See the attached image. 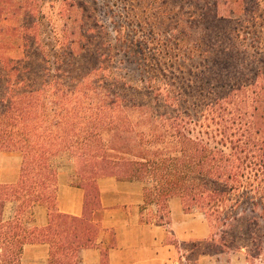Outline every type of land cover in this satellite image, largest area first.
<instances>
[{
  "label": "trees",
  "instance_id": "1",
  "mask_svg": "<svg viewBox=\"0 0 264 264\" xmlns=\"http://www.w3.org/2000/svg\"><path fill=\"white\" fill-rule=\"evenodd\" d=\"M213 7L209 13L207 6L199 9L211 24L208 37L200 36L208 49L204 55L223 51L216 56L223 59L195 66L187 98L146 77L151 76L147 71L138 80L152 92L149 105L119 92H98L90 80L104 67V54L91 41L68 45L75 62L86 57L77 63L85 69L71 78L64 63L42 62L38 73L34 61L0 59V152L22 159L19 178L0 184V264H21L24 247L33 243L51 246V264H72L80 248L92 242V227L56 207L54 160L66 153L88 197L97 201L102 177L141 181L145 207H157L160 222L170 216L169 202L176 197L186 212L196 210L206 218L211 234L198 245L206 248L203 254H243L246 264H264V57L263 65L234 69L231 49L237 51L233 40L241 32L227 33L219 23L230 18H223L219 2ZM250 15L256 21L255 12ZM121 25H115L118 42ZM128 32L127 57L138 42L136 29ZM139 49L141 54L147 50ZM9 204L14 207L7 216ZM37 205L50 210L43 229L24 223Z\"/></svg>",
  "mask_w": 264,
  "mask_h": 264
},
{
  "label": "rangeland",
  "instance_id": "2",
  "mask_svg": "<svg viewBox=\"0 0 264 264\" xmlns=\"http://www.w3.org/2000/svg\"><path fill=\"white\" fill-rule=\"evenodd\" d=\"M215 1L220 4L223 18H230L227 23L223 21L219 25L227 28L229 34L241 32L240 38L233 40L237 51L231 49L232 61H236L229 62L235 65L234 69H243L242 65H263L260 59L264 57V0H257L259 8L251 0H0V47L3 44L0 59L34 61L38 73L42 62L54 63L53 67H62L64 63V69L72 72L67 78H71L76 77V71L85 69L77 63L86 57L83 55L75 62L68 45L91 41V47L104 54V67L90 80L94 87H99L98 92H119L136 98L140 104L149 105L152 92L147 83L143 85L138 80L140 73L147 71L151 76L146 77L168 83L175 92L182 93V98H187L193 92L188 87V80L196 78L191 73L197 74L195 66L223 59L216 58L223 51H210L211 54L204 55L208 49L200 36L203 34V40L208 37L205 31L211 24L207 17L201 18L199 9L207 6L205 12L209 13ZM230 8H235L236 13L231 14ZM254 8L258 15L252 11ZM250 12H255L256 21L251 20ZM119 24H122L121 42L115 36V25ZM89 28L91 31L86 32ZM129 29H136L133 37L138 42L131 47L132 56L127 57L124 54L128 47L125 34ZM253 37L256 42L252 41ZM139 47L147 49L144 54L140 53ZM189 49L195 51L190 54ZM70 59L75 63L72 67ZM88 61L95 63L92 56H88ZM137 65L143 69H138ZM31 74L34 78H41V74ZM69 161L70 156L66 153L54 163L70 175ZM20 164L19 156L0 152V180L4 177L10 182L12 173L9 170L13 167L19 170ZM13 207V204L8 205L7 216L11 215ZM192 212L197 213L202 221L200 212ZM180 248L185 257L183 264H246L243 254H203L206 248L199 247L196 242H185Z\"/></svg>",
  "mask_w": 264,
  "mask_h": 264
},
{
  "label": "crops",
  "instance_id": "3",
  "mask_svg": "<svg viewBox=\"0 0 264 264\" xmlns=\"http://www.w3.org/2000/svg\"><path fill=\"white\" fill-rule=\"evenodd\" d=\"M68 163L72 168L70 175L57 168L56 207L60 213L83 219L94 231L92 242L80 248L72 264H183V243L199 245L209 240L211 232L206 218L203 216L200 221L197 213L186 212L180 198L170 200V216L160 222L157 207H145L143 182L118 176L99 178L96 201L78 186L80 177L71 160ZM20 169L21 164L19 170L10 169V182L2 177L0 184L15 182ZM49 214L46 205H37L26 215L24 223L30 228H46ZM223 255L236 254L218 256ZM21 264H51V246L27 244Z\"/></svg>",
  "mask_w": 264,
  "mask_h": 264
}]
</instances>
